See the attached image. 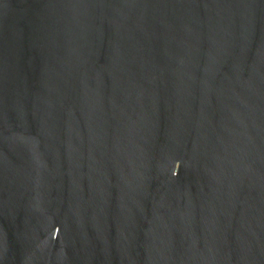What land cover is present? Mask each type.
<instances>
[{"label": "water", "instance_id": "95a60500", "mask_svg": "<svg viewBox=\"0 0 264 264\" xmlns=\"http://www.w3.org/2000/svg\"><path fill=\"white\" fill-rule=\"evenodd\" d=\"M0 264H264V0H0Z\"/></svg>", "mask_w": 264, "mask_h": 264}]
</instances>
